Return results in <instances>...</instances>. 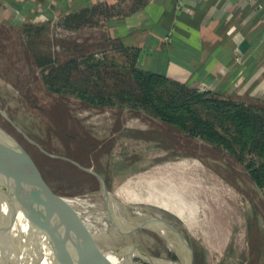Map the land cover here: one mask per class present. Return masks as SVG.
I'll return each mask as SVG.
<instances>
[{
  "label": "rangeland",
  "instance_id": "rangeland-1",
  "mask_svg": "<svg viewBox=\"0 0 264 264\" xmlns=\"http://www.w3.org/2000/svg\"><path fill=\"white\" fill-rule=\"evenodd\" d=\"M0 9V110L46 151L99 173L107 190L118 193L120 202H129L123 193L127 189L139 195L150 191L173 205L181 204L179 200L186 203L193 220L189 227L167 210L138 204L187 238L194 264H264V189L252 181L243 166L226 152L175 131L156 118L129 109L91 106L75 97L49 92L26 47L23 24L35 23L34 19L19 16L1 4ZM97 12L62 13L37 20L49 21L48 36L66 40L78 55L76 50H94L97 41L103 39V31L95 25ZM0 126L31 155L49 191L65 196L89 195V201L102 197L93 175L67 160L47 156L2 114ZM0 158L11 166L0 164V236L11 253L10 246L14 249L17 240L27 235L31 216L29 200L16 197L20 190L10 170L21 173L8 153L0 151ZM80 212L60 210L54 264H84L98 256L103 264H110L117 255L109 252L126 247L136 250L133 264H156L149 256L180 264L155 232L129 227L114 230L110 224H103L104 220L88 228L80 223L85 218ZM44 246L34 254L38 264L44 263ZM8 250H3L4 254L8 255ZM7 264L18 262L14 259Z\"/></svg>",
  "mask_w": 264,
  "mask_h": 264
},
{
  "label": "crops",
  "instance_id": "crops-1",
  "mask_svg": "<svg viewBox=\"0 0 264 264\" xmlns=\"http://www.w3.org/2000/svg\"><path fill=\"white\" fill-rule=\"evenodd\" d=\"M37 22L97 11L96 45L138 51L137 64L202 91L264 101V0H0ZM1 10V9H0ZM9 13V11L7 12ZM15 21V20H13Z\"/></svg>",
  "mask_w": 264,
  "mask_h": 264
},
{
  "label": "trees",
  "instance_id": "trees-1",
  "mask_svg": "<svg viewBox=\"0 0 264 264\" xmlns=\"http://www.w3.org/2000/svg\"><path fill=\"white\" fill-rule=\"evenodd\" d=\"M23 30L27 51L49 92L156 118L226 152L264 189V101H238L191 88L139 66L138 51L132 48L94 45V50H76L75 55L66 40L48 36L49 21L24 23Z\"/></svg>",
  "mask_w": 264,
  "mask_h": 264
},
{
  "label": "water",
  "instance_id": "water-1",
  "mask_svg": "<svg viewBox=\"0 0 264 264\" xmlns=\"http://www.w3.org/2000/svg\"><path fill=\"white\" fill-rule=\"evenodd\" d=\"M0 114H2V116H4L26 140L34 144L47 156L67 160L75 164L81 170L93 175L99 182L100 193L105 208L117 225L133 229H148L155 232L171 245L172 253L180 264H194L193 249L187 238L183 236L177 228L171 224L165 223L162 219L153 214H149L147 217H132L129 219L118 216L113 210L112 196L107 190L105 181L99 173L89 167L81 165L71 158L46 151L17 126L3 110H0ZM0 151L8 153L12 159L13 165L20 171L29 199L31 216V221L29 223L30 228L25 238H20L15 243L13 252L14 257L18 264H38V261L35 262L33 258L42 251V246L45 245L44 264H54L58 252L57 231L60 223V210L53 201L51 191L43 184L38 168L31 155L13 134L6 131L1 126ZM39 240L42 241L43 245L39 243Z\"/></svg>",
  "mask_w": 264,
  "mask_h": 264
},
{
  "label": "bare ground",
  "instance_id": "bare-ground-1",
  "mask_svg": "<svg viewBox=\"0 0 264 264\" xmlns=\"http://www.w3.org/2000/svg\"><path fill=\"white\" fill-rule=\"evenodd\" d=\"M0 164H1V166H4L5 168H11V166L9 164H7L6 162L2 161L1 158H0ZM14 168L17 171H19L18 168H16V167H14ZM10 171L9 172L11 173L14 182L17 184V186L20 190V194L16 195L17 199L18 200L28 199L27 191H26L25 184H24L22 177L20 175H18L15 171L14 172L12 170H10ZM125 192L128 195L125 197H128L129 202H124V203L120 202L119 199L117 198L116 195L118 193H116L115 195L110 193L112 196V199H113V203H112L113 204V210L115 211V213L118 216H121V217H124L127 219L132 218V217L142 218V217L149 216V213L144 209V207L142 205L138 204V203H141V204L153 205V206L162 208L164 210H167V211L175 214L177 217H179L184 222L185 226H187V227H189L190 222L193 221V220H191L192 213L190 212V209H189L190 207L188 209H186V207L184 206L186 203L184 204L177 197H176L177 200H179V202L181 204L178 203V204L173 205V204L169 203L167 200H159L154 195V193H149L150 191H147V193L144 195H139V193L130 194V193H128L127 189H124L123 193H125ZM51 196L53 198L55 205L57 206V208L59 210H64L66 212H71L73 210L81 211L80 213L84 214L85 218H83L80 223L83 225H87L88 228L92 225V223H95L96 221H99V220L100 221L104 220L103 224H105V223L110 224L114 230H117V228L121 227V226L117 225L112 220V218L110 217L108 211L105 208L102 197L96 201H89L88 199H86V198L90 197L89 195L65 196V195H57V194H54L51 192ZM130 202H132L133 205L127 204ZM90 236H92V235H90ZM2 238L3 237L0 236V264H7V263L11 262V260L15 259L14 253H13L14 249L10 246V249L12 250V252L8 253V252H10L8 250L9 244H5L6 242L4 243ZM164 243H165V246L167 247V249L171 252L172 251L171 245L168 244L166 241H164ZM86 245H87V243H86ZM86 245H85V247L89 248ZM91 247H93V246H91ZM127 248L128 247L118 248V249L110 251L109 252L110 254H112V255L116 254L117 255L116 260L112 261L110 264H133L134 263L133 259L135 257H137V253L134 252L136 250L133 251V250L127 249ZM102 249H104V248H102ZM3 250H8L7 251L8 255L4 254ZM93 250H95V247ZM95 253H96V251H95ZM98 253H100V252H98ZM106 254L103 253V255H106ZM98 257H93V258L87 259V260H85L84 264H95V263L96 264H103L102 263L103 258L98 259ZM119 258H121V259L119 260ZM149 259L151 261H153L154 263H157V264H176L172 260L167 259V258H162V257L149 256ZM42 260L43 259H41V261ZM75 263H79V262L75 261Z\"/></svg>",
  "mask_w": 264,
  "mask_h": 264
}]
</instances>
